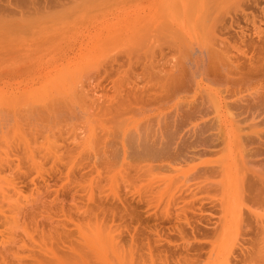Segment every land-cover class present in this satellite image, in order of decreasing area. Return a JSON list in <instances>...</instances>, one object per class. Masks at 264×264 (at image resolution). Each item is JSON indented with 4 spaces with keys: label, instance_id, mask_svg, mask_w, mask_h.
Returning <instances> with one entry per match:
<instances>
[{
    "label": "rangeland",
    "instance_id": "374dc122",
    "mask_svg": "<svg viewBox=\"0 0 264 264\" xmlns=\"http://www.w3.org/2000/svg\"><path fill=\"white\" fill-rule=\"evenodd\" d=\"M238 1L0 0V264L264 259V0ZM111 59L138 62L118 95Z\"/></svg>",
    "mask_w": 264,
    "mask_h": 264
},
{
    "label": "bare ground",
    "instance_id": "6f19581e",
    "mask_svg": "<svg viewBox=\"0 0 264 264\" xmlns=\"http://www.w3.org/2000/svg\"><path fill=\"white\" fill-rule=\"evenodd\" d=\"M81 1H82V0H81ZM205 1H206V0H205ZM240 1H241V0H239L238 2H240ZM243 1H244V0H242V2H243ZM245 1H246V0H245ZM245 1H244V3H245ZM251 1H252V0H251ZM254 1H256V0H253V3H254ZM262 1H263V0H262ZM242 2H240V4H241ZM249 2H250V1H249ZM93 3H95V1H94ZM255 3H256V2H255ZM76 4H77V1H76ZM73 5H74V4H73ZM73 5L71 4V6H73ZM77 5H79V4H77ZM235 5H236V4H235ZM241 5H242V4H241ZM242 6H243V5H242ZM250 6H251V4H250ZM74 7H75V5L73 6V8H74ZM68 9H69V8H68ZM65 10H66V9H65ZM236 11H237V10H236ZM47 13H48V12H47ZM62 13H63V11H62ZM54 14H55V13H54ZM64 14H65V13H64ZM57 16H58V15H57ZM61 16H62V15H61ZM44 17H46V16H44ZM48 17H49V16H48ZM50 17H52V15H50ZM53 17H54V16H53ZM58 17H59V16H58ZM46 18H47V17H46ZM218 18H219V17H218ZM45 20H46V19H45ZM216 20H217V18H216ZM219 20H220V19H219ZM222 21H223V20H222ZM233 21H234V20H233ZM237 21H238V20H237ZM214 22H215V21H214ZM216 22H217V21H216ZM231 23H232V22H231ZM254 23H255V22H254ZM216 24L218 25V23H216ZM217 25H216V26H217ZM254 33H255V32H254ZM256 35H257L258 38H262V32H261L260 30H258V31L256 32ZM242 37H244V36H242ZM225 45H226V44H225ZM232 47H233V46H232ZM233 49H235L237 52L243 54V52H242L241 50L237 49L236 47H235V48L233 47ZM260 50H261L260 52H262V50H263V52H264V48H263V49L261 48ZM214 52H215V51H214ZM258 52H259V51H258ZM263 52H262V53H263ZM219 53H220V52H219ZM219 53H218V54H219ZM258 54H260V53H258ZM219 55H220V54H219ZM219 55H218V57H219ZM215 56H216V55H215ZM220 57H221V56H220ZM117 58H118V57H117ZM222 59H223V58H222ZM111 60H112V61H111ZM111 60L108 61V65H109V66H108L107 64H104L105 62L103 63L104 65L102 66V69H104V73H105V74H106V73H107V74H110V73L114 74V72H116L117 74H120V75H121L122 72H119V70H120L119 67H122L123 63H122L121 65H118V66H119L118 69H115V70H114V69H113V64H112V63H116V64H117V63H119L120 61L117 62L118 59H111ZM218 61H219V60H218ZM110 62H111V63H110ZM137 63H138V62H132L131 60H128V64L126 63L128 69L125 70V71H123V74H122L120 77H118L117 80H115V81L113 82V88H114V91H115V93H116L117 95L121 92V90H122L125 86H127V85L129 84L130 74H131L132 71L134 70L135 65H136ZM98 66H99V65H98ZM107 66H108V67H107ZM95 67H96V66H95ZM145 67H147V66H145ZM145 67H144V65H143V69H142V70H144V72L146 73V74H144V75H148V77H149V78H148V77L145 76V78H148V80H149V79H150V76L152 77V74H151V72H150V69L145 68ZM116 68H117V67H116ZM121 69H122V68H121ZM97 71H98V70H97ZM113 71H114V72H113ZM96 74H97V72H96ZM142 74H143V71H142ZM150 74H151V75H150ZM110 77H111V76H110ZM116 77H117V75H116ZM142 77H143V76H142ZM135 78H136V77L134 76V79H135ZM138 78H139V77H138ZM138 78H137V79H138ZM154 78H156V75H154ZM160 78H161V77H160ZM152 79H153V78H152ZM156 79H157V78H156ZM156 79H154L155 82H156ZM158 79H159V77H158ZM158 79H157V80H158ZM161 79H162V78H161ZM154 80H151V81H154ZM151 81H149V82H151ZM135 82H136V81H135ZM143 82H144V81H143ZM158 82H159V81H158ZM160 82H161V80H160ZM145 83H147V81H146ZM145 83H144V84H145ZM97 85H98V84H97ZM137 85H138V84H137ZM147 85H148V84H147ZM78 91H81V90H78ZM128 91H129V90H128ZM77 93H78V92H77ZM125 93H126V92H125ZM145 94H146V93H145ZM145 94H144V95H145ZM138 95H139V94H138ZM140 95H141V94H140ZM56 97H57V96H56ZM128 97H129V95H128ZM114 98H115V97H113L112 99H110L109 102L112 103V100H113ZM118 98H120V97H117V96H116V98H115V101H116V99H117L116 102H118V101L120 102V100H122L121 98H120V100H118ZM99 99H100V98H99ZM157 99H158V98H157ZM48 100H49V101H52V100H50V96H49V99H48ZM55 100H56V99H55ZM126 100H128L127 97H126ZM126 100H122V101L124 102V104H125V101H126ZM139 100H140V99H139ZM58 101H59V100H58ZM66 101H67V100H66ZM54 102H55V101H54ZM121 103H122V102H121ZM121 103H119V106L121 105ZM126 103H128V101H126ZM133 103H134V102H133ZM57 104H58V103H57ZM66 104H67V103H66ZM122 104H123V103H122ZM48 105L50 106L51 103H50V104L48 103L47 106H48ZM53 105H54V108H55V106L57 107L59 104H58V105L53 104ZM49 106H48V108H49ZM68 106H69V105H68ZM68 106H66V107L68 108ZM117 106H118V104H117ZM119 106H118V107H119ZM33 107H34V106H33ZM37 107H38V106H37ZM37 107H36V108H37ZM66 107H65V108H66ZM121 107H122V106H121ZM48 108H47V110H48ZM54 108H53V110H54ZM59 108H60V107L58 106V111L55 110V112H56V111L59 112ZM69 108H70V107H69ZM119 108H120V107H119ZM49 109H50V108H49ZM117 109H118V108H117ZM128 109H129V108H128ZM47 110H46V111H47ZM69 110H70V109H69ZM115 110H116V109H115ZM118 110H120V109H118ZM33 111H34V110H33ZM49 111H50V110H49ZM63 111H64V110L61 108V112H59L58 115H59L60 113H61V114L64 113V114H67V115H68L69 112H67L66 109H65V112H63ZM109 111H110V110H109ZM116 111H117V110H116ZM129 111H130V110H129ZM43 112H44V111H43ZM51 112H52V111H51ZM55 112H53V113H55ZM66 112H67V113H66ZM117 112H119V111H117ZM37 113H39V112L37 111ZM37 113H36V114H37ZM40 113H41V115H42V112H41V111H40ZM40 113H39V114H40ZM108 113H109V112H108ZM32 114H33V115H36L35 113H32ZM49 114H51V113H49ZM49 114H48V115H49ZM61 114H60V115H61ZM109 114H110V113H109ZM111 114H112V112H111ZM29 115H30V114H29ZM44 115H47V114L45 113ZM55 115H57V113H55ZM58 115H57V118L60 117V116H58ZM118 115H119V114H118ZM121 115H122V114H121ZM61 116H62V115H61ZM71 116H72V115H71ZM101 116H102V115H101ZM109 116H110V115H109ZM50 117H53V116H50ZM35 118H36V117H35ZM45 118H46V117H45ZM101 118H102V117H101ZM21 119H22V118H21ZM42 120H43V117H42ZM47 120H48V117H47ZM47 120H45V121H47ZM24 121H25V120H24ZM37 121H38V120H37ZM39 121H40V120H39ZM42 123H43V122H42ZM52 123H53V122H52ZM110 124H111V123H110ZM115 124H116V123H115ZM10 132H11V130H10ZM9 134H10V133H9ZM6 138H7V137H6ZM6 141H7V139H6ZM98 162H99V161H98ZM103 163H104V162H103ZM255 200H258V199L255 198ZM181 236H182V235H181ZM182 238H183V237H182ZM118 239H119V238H118ZM116 240H117V239H116ZM256 247H257V246H256ZM120 248H121V247H120ZM254 249H255V248H254ZM118 250H119V248H118ZM261 250H262V249H261ZM261 250H260V251H261ZM241 251H242V250H241ZM256 251H257V250H256ZM256 251H255L254 254H253L254 256L251 254V253H253V251H252L251 253H249V254H251L253 257H252L251 255L249 256L248 261H246L247 264H248L249 262H250V263H251V262H255V263H256V261H259V260H260L259 262H261V261L264 260V259L262 260V256H263V255H261V254H263V253H261V252L259 253L258 251H257V252H256ZM247 253H248V252H247ZM249 254H248V255H249ZM244 255H245V254H244ZM248 255H247V256H248ZM120 256H121V255H120ZM245 256H246V255H245ZM121 257H122V256H121ZM121 257H119V258H121ZM127 257H128V255H127ZM122 258H123V257H122ZM244 258H245L244 260L241 259V260H243L242 262H244L245 260H247V257H244ZM127 259H128V258H127ZM120 260L122 261L123 259H120ZM129 260H130V259H129ZM153 260H154V259H153ZM131 261H132V260H131ZM150 261H151L152 264H154L151 258H150ZM127 262H128V261H126V263H127ZM188 262H189V261H188ZM188 262H187V263H188ZM259 262H258V263H259ZM187 263H186V264H187ZM250 263H249V264H250ZM262 263H264V261H263ZM108 264H109V263H108ZM130 264H132V263H130ZM182 264H183V263H182ZM188 264H189V263H188ZM259 264H260V263H259Z\"/></svg>",
    "mask_w": 264,
    "mask_h": 264
}]
</instances>
